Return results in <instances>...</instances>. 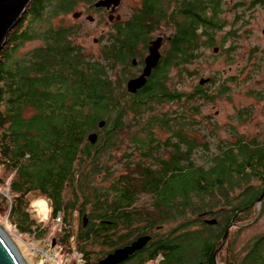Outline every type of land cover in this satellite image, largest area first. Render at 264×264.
Returning a JSON list of instances; mask_svg holds the SVG:
<instances>
[{
	"label": "trees",
	"instance_id": "16d2710c",
	"mask_svg": "<svg viewBox=\"0 0 264 264\" xmlns=\"http://www.w3.org/2000/svg\"><path fill=\"white\" fill-rule=\"evenodd\" d=\"M211 2L212 15L205 13L207 0H185L173 49L167 51L161 68L142 93L131 95L125 90V74L116 77L114 71L133 55L117 54L114 35L103 48L102 59L97 60L87 57L84 49L70 40L73 28L57 27L53 22L91 0L32 1L0 54V158L1 164L16 174L8 189L12 198L9 216L20 233L35 228L34 236H43L46 231L21 207L23 199L34 191L48 196L54 220L63 212L65 224L72 225L66 212L76 204L62 200L65 189L71 188L78 193L75 199L83 202L82 229L75 233L73 227H66L61 242L73 237L72 243H78L77 249L85 256L84 264H90L87 243L116 246L113 230L120 226L124 231L119 242H127L124 244L137 234L153 236L149 255L141 256L139 264H215L217 250V263H221V254L229 247L230 236L221 248L227 228L234 221L230 231L249 220L259 205L264 208V199L257 204L264 194V144L257 138L247 140L235 132L237 127L229 125L234 140L219 141L213 152L212 135L202 134L198 127L200 106L190 102L195 98L210 101L230 89L221 85L211 95L207 85H199L186 95L168 88L172 70L196 60L200 48L211 46L215 32L222 28L218 21L222 0ZM162 6V0H143L132 19L123 22L122 34L128 42L124 46H131L129 52L134 43H146L158 32ZM32 41L41 45L23 57L14 56ZM257 96L262 99L264 91ZM165 102H178L180 108L151 116L143 128L144 138H133L134 150L141 152L143 161L126 166L136 173L115 178L110 187L94 189L87 197L80 187L100 173L102 155L139 122L140 115ZM253 112V107H242L232 119L240 126L252 119ZM212 124L215 131L219 129L217 122ZM155 129L167 138L160 140ZM97 130L106 134L99 135L93 145L88 136ZM199 152L204 157L202 164L195 160ZM140 194L153 198L151 210L133 209ZM88 205L90 214L85 213ZM207 219L218 220V224H205ZM109 222L112 224L106 225ZM168 224L176 227L167 234L156 233ZM231 247L228 264H264V234L249 241L239 255L232 256Z\"/></svg>",
	"mask_w": 264,
	"mask_h": 264
},
{
	"label": "rangeland",
	"instance_id": "374dc122",
	"mask_svg": "<svg viewBox=\"0 0 264 264\" xmlns=\"http://www.w3.org/2000/svg\"><path fill=\"white\" fill-rule=\"evenodd\" d=\"M95 1L91 0L92 3L81 6L76 12L87 11L88 6ZM142 1L125 0V4L117 8L116 14L121 15L122 20H130L134 15L133 13L140 8ZM221 9L222 12L218 15V21L221 23L222 28L215 32L212 45L200 48V53L196 60L188 61L187 64L174 68L169 74L167 81L168 88L171 91L176 89L186 95L194 92V88L199 86L202 78L213 79V82L211 80L205 84L207 85L206 89L211 95L215 94L221 85H225L226 88L230 89L226 95L210 101H201L195 98L190 102L191 105L197 104L200 106L201 114L197 118L200 123L198 127L202 131V134L212 135L209 139L213 152H215L219 141L230 142L234 140L232 129L229 125L237 127V131L235 132L240 136H244L247 140L257 138L260 143L264 144V97L259 99L257 96L264 91V0H222ZM89 15L96 18L94 24L87 21V16L77 20L72 14H69L67 17L65 15L57 16L53 22L57 27L73 28L74 31L70 36V40L82 47L87 57L92 56L94 59L101 60L103 48L108 44L110 36L116 33V26L109 22V16L107 15H97L94 11ZM165 31L168 33L173 32V30L169 31L166 28L163 29V32ZM159 34V32L155 33V35ZM94 39H98V44L94 42ZM7 44H5L4 49H6ZM39 45H41L39 41L27 42L16 51L14 56L17 58L23 57ZM214 48H218L219 52L215 53ZM165 49L167 51V47ZM124 71L127 75H131L132 73L129 68H126ZM121 72V67L114 71L116 77ZM208 84L210 85L208 86ZM250 91L254 93L248 96V92ZM247 106L253 107L254 116L249 122L239 126L232 117H235L237 109ZM179 108L180 104L178 102H165L155 106L154 111L144 112L140 115L138 117L140 118L139 122L119 137L115 147L111 151L102 155L103 165L101 164L100 173L91 176L89 181L80 187L85 190V195L87 197L91 196L94 189H106L110 187L113 179L126 175V173L130 175L136 173L133 170L132 173L129 172L126 166L128 162L137 163L141 159L143 161L141 152L134 150L133 138L138 135L144 138L143 128L151 116H159L170 111L176 112ZM216 122L219 129L215 131L212 123ZM97 131L96 133H99L100 136L106 134L103 130ZM155 131L160 140L164 141L167 138V135L162 131L157 129ZM196 155V162L202 164L204 159L202 152ZM165 157L166 155L163 156V158ZM1 163L0 158V182L3 181L6 184L0 183V229H3L11 238V242L16 246V250L18 248L26 264H43L42 258L37 252L38 249H42L48 240L54 243H52V248H62V252H58L57 254L59 259L62 260L65 257H69V259L71 258L70 264H75L76 260L72 253L75 252L73 250L79 251L77 249L78 243H75V241L72 243L73 237L69 241L61 242L65 230L64 225H66L64 222L65 213H60L63 216V221L61 224H58L51 214L52 202L43 192H31L23 199L21 207L22 209L25 208L31 219L36 221L38 228L46 230L45 233L43 236H40V233L34 236V233L38 232L35 228H33L31 233L25 234L19 232L9 216L12 198L8 189L16 174ZM89 170L90 167L84 172L87 173ZM76 197H78V193L71 188H67L63 192L62 199L66 204H78V206L73 205L74 209L66 212L67 220L72 224L66 226L69 227L68 229L73 227L75 233L82 229L80 210L83 207V202L76 200ZM4 198H7L8 202ZM152 205L153 198L150 195L140 194L133 209L148 211L151 210ZM90 211L91 205H88L85 208V213L90 214ZM174 227H176V224H168L161 230H156V233L161 235L167 234ZM123 228V226H120L118 231L119 236L124 231ZM230 233L229 247L232 246V256L239 255L247 247L249 241L264 234V208H261L259 205L255 208L254 215H250L249 220H243L242 223H238ZM80 244L82 245H79V247L83 249V243ZM112 248L113 246L109 245L102 247L97 243H87L86 251L89 252V263L91 264V262H97L99 259L104 258V256L111 252ZM228 248H224L220 264H228L230 260L227 256L230 250ZM129 264H138L137 259L131 261Z\"/></svg>",
	"mask_w": 264,
	"mask_h": 264
},
{
	"label": "water",
	"instance_id": "95a60500",
	"mask_svg": "<svg viewBox=\"0 0 264 264\" xmlns=\"http://www.w3.org/2000/svg\"><path fill=\"white\" fill-rule=\"evenodd\" d=\"M33 0H0V54L5 48V44H7L8 39L19 24L21 23L23 17L26 14L27 9ZM121 0H98L93 4L95 9L104 8L108 11H111V16L109 17L110 21H113L115 15L113 13L119 8L121 4ZM83 12H74L72 16L75 19H79ZM122 16H118L117 19L120 20ZM88 20L93 22L94 16L88 17ZM264 34V30H263ZM162 38H158L153 42L149 52V56L145 61V70L139 77H136L133 80H130L127 85V92L131 94H136L138 90L144 88L148 83V77L151 75L152 71L158 66L159 61L161 60L162 54L159 52L160 47L162 45ZM97 40H95L96 42ZM215 53L219 52L218 48L213 49ZM211 79L202 78L199 82V85H205L209 83ZM105 122H101L100 126L103 127ZM88 140L91 144L96 145L99 141V134L90 133L88 136ZM264 199V194L259 198L257 204L261 203ZM86 224V218H85ZM235 221L232 225H230L225 231V236L223 237L221 248L224 247L230 236V229L234 225ZM205 224L209 225H217L218 220L215 219H207L205 220ZM151 240L150 236H142L138 241L131 244L129 247L118 249L114 254H110L99 264H118L121 261L127 259L130 254H133L137 251L143 250V247L147 245V243ZM221 250V249H220ZM219 250L214 254L215 264L217 263V254ZM0 264H22L17 255H15L14 251L11 250V247L5 242V240L0 235Z\"/></svg>",
	"mask_w": 264,
	"mask_h": 264
},
{
	"label": "flooded vegetation",
	"instance_id": "af4514ba",
	"mask_svg": "<svg viewBox=\"0 0 264 264\" xmlns=\"http://www.w3.org/2000/svg\"><path fill=\"white\" fill-rule=\"evenodd\" d=\"M96 1H98V0H96ZM121 1L122 2H121L119 7H121V6H123L125 4V0H121ZM207 1L209 2V4L207 5V7L205 9V11H206L205 13L208 14V13H211V11H213V10H212V2H211V0H207ZM95 2H93V4ZM162 2H163V6L161 7V18H160V24H159L160 28L158 30V32L160 34L159 35H155V33H158V32H155L154 34H151L149 40L146 43H144V42L134 43V45H132V53L128 51L131 46L127 47V48L124 46V44H127L128 42L126 40H124L125 37L122 34V31L125 30V27H122L123 26V22H128L129 20L125 21V20H122V18L120 20H118L117 17L119 15L116 14V11L113 13V15H115V18L113 19V21H110L109 17L111 16V13H112L111 11H108L107 9H104V8L95 9L93 7V4H91V5L88 6V10L87 11H84V12L81 11L83 13H82L81 17L79 19H77V20H80L84 16H87L86 17L87 21L89 23L94 24L96 22V18L95 17H94V21L93 22L88 20V17L91 16L89 14L93 13V11H94V12L97 13V15H102V16H106L107 15V16H109L108 17L109 22L116 26V33L114 34V41H115V43L117 45V49H116L117 50V54H119V55L125 54L126 55V54L130 53L131 55H133V57L128 58L125 61V64H120L119 65V67L122 68V72L119 75H121V77H122V74H125V76H126V80H127L125 82L126 83L125 84L126 92H127L128 82L130 80L135 79L136 77H139L144 72L145 67H146L145 66V61H146V59L148 58V56L150 54L149 50H150V48H151V46H152L154 41H156L160 37L163 39L162 40V45H161L160 50H159V52H161V54H162V57H161V60L158 63V66L152 71L151 75L148 77L147 85L152 81V77L155 76V73L158 72V70L161 68L162 62L164 61V59L166 58V55L168 54L167 51L173 49V45H174L173 43L175 42L174 40H175V38L177 36L176 33L178 31L177 23L181 21V12H180L181 11V6L184 5L185 0H162ZM84 13H89V14H84ZM202 13H204V12H202ZM164 27L166 28V30L167 29H169V31L173 30V32L172 33H168L167 31L163 32V29H165ZM95 40H97V41L95 42ZM94 42L96 44H98L99 41H98V39H94ZM166 47H167V51L165 49ZM126 68H129L132 71L131 75H127L125 73L124 70ZM144 88L138 90L136 94H141L142 90ZM129 94H131V93H129ZM131 95H134V94H131ZM109 223L110 224H106V225H111L112 224V222H109ZM119 229H120V227H116V229L113 230L114 237H112L114 239V241H118V244H116V246H114L111 249V252H109L106 256H104V258L99 259L98 261L104 260L110 254H114L115 252H117L118 249L129 247L131 244H133L134 242H136L140 238H142V236H148L147 234H143L142 236L137 234V235H134L129 240L130 242L128 244H124V243H127V242H119L122 239L118 235ZM150 237H151V240L149 242H152L153 241L152 240L153 236H150ZM149 242L147 243V245H145L143 247V250H140V251H137V252H135L133 254H130V256L127 259L121 261L118 264H129L131 261H133L135 259H137V262H138L141 256H144V258L148 257L149 252H150V249H149V244L150 243ZM159 260H160V258L158 259V261Z\"/></svg>",
	"mask_w": 264,
	"mask_h": 264
},
{
	"label": "built area",
	"instance_id": "2783aa9c",
	"mask_svg": "<svg viewBox=\"0 0 264 264\" xmlns=\"http://www.w3.org/2000/svg\"><path fill=\"white\" fill-rule=\"evenodd\" d=\"M61 212L57 213L56 221L58 224H61L63 221V216L60 214ZM65 228L68 226H64ZM52 241L48 240L45 242L42 249H38L37 254L41 256L43 264H70L69 257H65L64 259H59L57 254L58 252H62V248H52ZM75 252L72 253L75 257V264H84V254L79 252L78 250H73Z\"/></svg>",
	"mask_w": 264,
	"mask_h": 264
},
{
	"label": "bare ground",
	"instance_id": "6f19581e",
	"mask_svg": "<svg viewBox=\"0 0 264 264\" xmlns=\"http://www.w3.org/2000/svg\"><path fill=\"white\" fill-rule=\"evenodd\" d=\"M0 235L1 237L7 242V244L11 247V250L14 251L15 255L19 258L22 264H26L25 260L21 257L20 252L16 246L11 242V238L6 234V232L3 229H0Z\"/></svg>",
	"mask_w": 264,
	"mask_h": 264
}]
</instances>
